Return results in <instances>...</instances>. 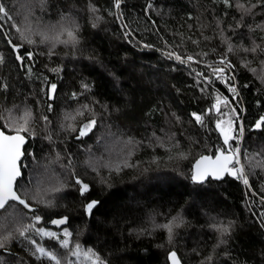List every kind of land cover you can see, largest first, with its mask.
<instances>
[{
  "label": "trees",
  "instance_id": "obj_1",
  "mask_svg": "<svg viewBox=\"0 0 264 264\" xmlns=\"http://www.w3.org/2000/svg\"><path fill=\"white\" fill-rule=\"evenodd\" d=\"M0 2L13 17L3 22L6 33H0V128L14 133L28 122L18 188L29 193L31 207L42 216L39 227L57 234L67 228L73 247L79 243L93 249L106 264H168L171 251L183 264H264V130H254L264 116V51H243L254 43L264 47V2L253 8L257 0H230V7L222 0H121L119 10L114 0ZM90 4L99 11L93 14ZM62 26H78L77 44L58 42ZM125 31L131 35L125 37ZM4 34L35 53L27 62L31 73L15 61ZM24 36L36 43L27 45ZM59 39L69 38L64 33ZM228 43L235 48L228 59L235 66L229 75H235L236 100L206 67L227 52ZM168 52L208 55L188 66L169 59ZM195 71L214 82L198 85ZM52 83L57 90L49 100L45 90ZM74 92L80 94L75 100ZM217 94L230 99L228 106L221 105L222 113L236 107L241 117L242 162L251 190L228 175L202 183L191 179L193 162L201 155L214 156L223 145L216 121L228 116L213 110L204 115L206 126L192 117L193 112L206 114ZM84 104L90 111L78 116ZM93 112L96 126L78 140L79 132L68 125L78 128ZM179 153L186 158L169 159ZM125 162L133 167H123ZM77 177L89 185L84 195ZM36 197L46 203H37ZM91 201L98 203L88 215L85 206ZM10 204L15 207L0 211V239L10 236L0 248V264H50L37 261L32 246L15 231L30 223L33 213ZM177 216L182 223L176 222L179 227L169 241L159 225ZM62 217L67 218L64 225L51 224ZM229 222L231 230L224 236L213 227ZM36 239L67 264V250L57 241Z\"/></svg>",
  "mask_w": 264,
  "mask_h": 264
},
{
  "label": "snow or ice",
  "instance_id": "obj_2",
  "mask_svg": "<svg viewBox=\"0 0 264 264\" xmlns=\"http://www.w3.org/2000/svg\"><path fill=\"white\" fill-rule=\"evenodd\" d=\"M214 2H218V0H214ZM222 2L226 6H231L230 0H222ZM264 2V0H257V4L252 5L253 8L257 7L260 3ZM121 6V0H114V7L119 10ZM153 7L152 3L149 2L147 8L151 9ZM238 7H243V5H238ZM89 10L95 14L99 11L97 7L94 5H89ZM147 11V10H146ZM113 13L110 11L109 15ZM119 20H123L121 15H117L116 17ZM191 18V17H189ZM100 16H96V20H100ZM13 17L9 13L6 5L3 2H0V33H6L3 22L12 21ZM239 27V25H237ZM11 27L16 28L15 24H12ZM93 27H96V24L93 23ZM122 27L127 29V24L122 23ZM78 31V26L73 28L70 26H62L60 31L56 37L58 42L60 43H73L77 44L78 37L76 32ZM67 34L68 40H60L59 36ZM125 37H129L131 35L130 32H124ZM4 39L7 40L8 45L10 46L14 56L15 61L19 62L21 68L27 67L28 72L31 73V66L27 63L29 61H33L35 53L32 50H25L24 43H13L11 37L7 34H4ZM46 39V38H45ZM207 39V37L205 38ZM23 40L26 41L27 45H33L36 43L33 39L28 36H24ZM194 44H198V41H192ZM224 42L227 43V38H224ZM144 47H151V45H144ZM264 51V47L261 45L253 44L251 49L244 48V52H257V50ZM235 51L234 46L231 43H228L227 52L224 53L221 58L215 63H209L206 65L207 68L211 70L212 76L217 80H221L222 83L226 85L228 91L233 94L231 97L232 100H236L239 97V92L237 90V85L233 83L235 81V75H229V70L233 69L235 66L228 59V54ZM54 53L50 49L48 55L51 56ZM203 55L207 56L208 53L197 54V56L186 55L182 56L181 54H177L175 52H168L167 56L169 59H175L181 64H185L190 66L191 63H199L198 56ZM4 63L3 55H0V64ZM264 63V61H262ZM53 72H58L60 69L54 68L51 69ZM195 76L197 77V84L205 83V85H210L214 81L212 77L205 76L203 71H195ZM45 83H47V77L44 78ZM4 89L7 88V85L2 86ZM87 89V85L84 86ZM247 87V85H245ZM57 90V85L52 83L50 87L45 90V95L49 100H53L55 98V93ZM201 91H204L202 88ZM78 93L72 94V99L78 98ZM230 104L229 98H221L219 94L216 96L215 103L211 105V108L208 110L206 114H197L196 112L192 113V117L197 124L201 126H206L204 123V115H210L213 110L216 113L228 116V119H218L216 121V130L219 131L220 136L223 138V145L215 150V156L212 155H201L198 160H196L195 165L193 166L191 179L194 182L201 183L208 177L214 178L216 180L222 179L225 175L232 176L235 179L242 181V183L251 190L250 178L249 175L245 172L244 167L242 165V152L243 150L240 147L239 138L243 137L244 127L242 123H237L241 120V117L237 113V108L232 107L229 113H222L221 105L228 106ZM52 104H48V111H52ZM90 111V106L88 104H84L81 106V109L77 110L78 116H84L86 113ZM242 111V109H240ZM30 115V112L28 113ZM175 115V114H173ZM75 119V117H73ZM43 120L47 123L48 117L43 116ZM179 120V117H177ZM95 113H92V118L82 123L78 128L74 124H69L68 127L73 132H79V135L76 137L78 140L82 137L87 136L96 126ZM254 130H264V116H260L258 120H256L254 125ZM28 122L26 121L24 124L16 127L14 129V134H6L5 131L0 129V210H5L7 207H15L14 204H10V202H16L18 205H22L25 209H28L33 213L31 217V222L27 224H20L19 227L15 229L16 233L20 237H23L28 243L32 246L31 254L37 261H43L47 259L50 264L54 262V264H63L62 259L58 257V255L50 249L49 245L40 243L36 238L39 237L41 240L44 238H48L50 240H55L58 242L59 246L63 249L67 250V256L64 260L67 261V264H79V261L83 260L84 264H106V262L100 257V255L91 248L82 249L79 243H76L75 246H72L71 237L72 233L67 229H63L62 233L57 234L53 231H48L43 227H39L38 225L42 221V216L37 215L36 209L31 207L29 202V193L21 192L18 188V178L22 176L21 172V158L24 156L23 145L26 143V137L22 133L28 132ZM34 136L35 133H32ZM51 140V136L47 137ZM235 141V144L231 143ZM31 155V154H30ZM57 158H59V153L57 154ZM186 158L184 153H179L178 156L173 157L169 156V159H181ZM123 167H133V165L125 162ZM121 170L120 166H117L115 171L119 172ZM103 182V181H102ZM76 184L79 185V191L81 195L89 191V185L85 183L80 178H76ZM59 191L60 189H55ZM37 203H46L42 198L36 197ZM260 202L264 205V196H260ZM98 201H91L86 204L85 210L89 214H91L93 208L97 205ZM46 206H50V202H47ZM261 217H264V211L260 213ZM67 218L62 217L58 219L51 220V224L60 226L66 223ZM180 220V217H173L171 221L165 223L163 225H159V227L166 229L168 233L169 241L172 239L173 228L179 227V223H176ZM182 223V220H180ZM261 226L264 227V219L261 220ZM217 231L220 232L221 236L227 235L232 227V222H229L227 225H213ZM10 239V236H4L0 239V248H3L7 241ZM225 241L220 240L219 243H224ZM219 247V244H217ZM75 258V261L72 259ZM168 259L170 264H181L180 259L177 256L175 251H171L169 253ZM207 260H211L212 257L209 256L206 258ZM203 264V262H202Z\"/></svg>",
  "mask_w": 264,
  "mask_h": 264
},
{
  "label": "water",
  "instance_id": "obj_3",
  "mask_svg": "<svg viewBox=\"0 0 264 264\" xmlns=\"http://www.w3.org/2000/svg\"><path fill=\"white\" fill-rule=\"evenodd\" d=\"M0 129H1V128H0ZM5 133H6V132H5ZM6 134H14V133H6ZM26 143H27V138H26ZM26 143H25V144H26ZM25 144L23 145V151H24V146H25ZM214 156H215V155H214ZM214 156H213V157H214ZM22 158H23V156H22ZM22 158H21V161H22ZM198 159H199V157H198L196 160H198ZM196 160L193 162V165H192V171H193V166L195 165ZM20 164H21V162H20ZM21 172H22V170H21ZM225 176H226V175H225ZM225 176H224V177H225ZM224 177H223V178H224ZM209 178H210V179H214V178H211V177H208L207 179H209ZM223 178H222V179H223ZM18 179H19V178H18ZM207 179H205L204 181H206ZM214 180H216V179H214ZM220 180H221V179H220ZM204 181H203V182H204ZM195 183H197V182H195ZM201 183H202V182H201ZM0 211H1V210H0ZM87 214L89 215L88 212H87ZM63 225H64V224H63ZM60 226H62V225H60ZM168 256H169V254L167 255V260H168V264H170V261H169V259H168ZM177 256H178V255H177ZM178 258H179V257H178ZM179 259H180V258H179ZM180 261H181V260H180ZM181 264H183V263L181 262Z\"/></svg>",
  "mask_w": 264,
  "mask_h": 264
},
{
  "label": "built area",
  "instance_id": "obj_4",
  "mask_svg": "<svg viewBox=\"0 0 264 264\" xmlns=\"http://www.w3.org/2000/svg\"><path fill=\"white\" fill-rule=\"evenodd\" d=\"M242 139H243V137H240V138H239L240 147L242 146ZM232 143L235 144V141H232ZM242 165H243V162H242Z\"/></svg>",
  "mask_w": 264,
  "mask_h": 264
},
{
  "label": "bare ground",
  "instance_id": "obj_5",
  "mask_svg": "<svg viewBox=\"0 0 264 264\" xmlns=\"http://www.w3.org/2000/svg\"><path fill=\"white\" fill-rule=\"evenodd\" d=\"M232 143V142H231Z\"/></svg>",
  "mask_w": 264,
  "mask_h": 264
}]
</instances>
